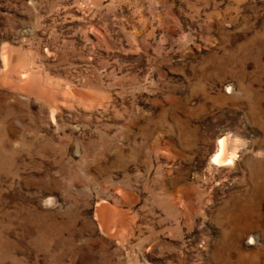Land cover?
<instances>
[{"label": "rangeland", "instance_id": "rangeland-1", "mask_svg": "<svg viewBox=\"0 0 264 264\" xmlns=\"http://www.w3.org/2000/svg\"><path fill=\"white\" fill-rule=\"evenodd\" d=\"M0 264H264V0H0Z\"/></svg>", "mask_w": 264, "mask_h": 264}, {"label": "bare ground", "instance_id": "bare-ground-1", "mask_svg": "<svg viewBox=\"0 0 264 264\" xmlns=\"http://www.w3.org/2000/svg\"><path fill=\"white\" fill-rule=\"evenodd\" d=\"M22 84H23V83H22ZM23 89H27L25 85H23ZM218 145H219L218 147H220V151H219V152L217 153V155L213 158L212 161H213L214 163H216V162L218 163L219 161H222L221 158H222V156H223V158H224V155H225L224 152H223V150H225V149H224V148H225V147H224V140L220 141ZM222 152H223L224 155L222 154ZM235 153H236V152H233L232 155L230 156V158H228L229 162H230L231 160H234V159L236 158ZM221 155H222V156H221ZM226 156H227V155H226ZM223 158H222V159H223ZM224 161H227V160H224ZM231 162H233V161H231ZM226 164H227V163H226Z\"/></svg>", "mask_w": 264, "mask_h": 264}]
</instances>
